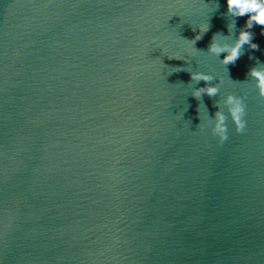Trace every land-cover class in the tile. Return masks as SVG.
Listing matches in <instances>:
<instances>
[{
  "label": "water",
  "instance_id": "1",
  "mask_svg": "<svg viewBox=\"0 0 264 264\" xmlns=\"http://www.w3.org/2000/svg\"><path fill=\"white\" fill-rule=\"evenodd\" d=\"M218 6V7H217ZM226 0H0L2 264H264V26ZM208 24L200 40L199 26ZM211 73L220 92L192 95ZM222 81V82H221ZM241 96L246 129L210 118ZM200 126L198 127V125Z\"/></svg>",
  "mask_w": 264,
  "mask_h": 264
},
{
  "label": "clouds",
  "instance_id": "2",
  "mask_svg": "<svg viewBox=\"0 0 264 264\" xmlns=\"http://www.w3.org/2000/svg\"><path fill=\"white\" fill-rule=\"evenodd\" d=\"M227 15L232 17L229 23V31L235 29V18L247 15V20L242 28L239 29L235 35V39L229 43L227 39L219 35L214 36L208 46V53L219 57L222 53L225 55L220 60V64L229 65L235 64L242 54V49L247 45L250 49L258 50L259 45L253 42L254 33L251 29L254 25L264 26V0H226ZM218 7V6H217ZM208 24L199 26V34L195 36V40H200L204 33L208 31ZM264 34V27L261 29ZM189 72L192 81H204L206 87L197 88L193 91L192 95L199 98L201 95L206 94L209 97H214L220 92L218 85L211 84L215 77L204 71H192L184 69ZM255 81V87L258 94L264 97V66L252 67L247 73ZM222 82V81H221ZM223 104L227 111H217L214 118H210L211 133L217 137L218 143L223 144L228 139V126L226 121L231 118L237 133H243L246 129L245 104L241 96L228 94ZM200 124L198 125V127ZM2 264V262H0Z\"/></svg>",
  "mask_w": 264,
  "mask_h": 264
}]
</instances>
